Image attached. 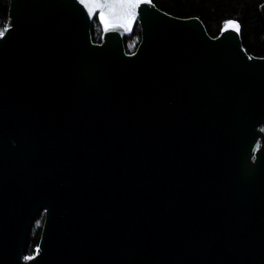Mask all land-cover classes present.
<instances>
[{"label":"water","instance_id":"95a60500","mask_svg":"<svg viewBox=\"0 0 264 264\" xmlns=\"http://www.w3.org/2000/svg\"><path fill=\"white\" fill-rule=\"evenodd\" d=\"M89 7L9 0L0 264H264V56L235 19L211 36L152 1L106 31Z\"/></svg>","mask_w":264,"mask_h":264},{"label":"trees","instance_id":"16d2710c","mask_svg":"<svg viewBox=\"0 0 264 264\" xmlns=\"http://www.w3.org/2000/svg\"><path fill=\"white\" fill-rule=\"evenodd\" d=\"M161 10L175 17H198L211 36L219 33L221 26L228 19L238 20L241 29L242 44L249 54L264 56V19L259 12L262 0H152ZM9 0H0V30H3L7 19ZM101 29L94 19L91 26L92 40L100 41ZM140 39V29L136 24L130 34L123 38L124 48L133 52ZM43 212H40L31 223L25 237L23 254L26 257L34 254L41 226Z\"/></svg>","mask_w":264,"mask_h":264},{"label":"snow or ice","instance_id":"6c2138e0","mask_svg":"<svg viewBox=\"0 0 264 264\" xmlns=\"http://www.w3.org/2000/svg\"><path fill=\"white\" fill-rule=\"evenodd\" d=\"M79 2L85 6L92 5V7L88 9L90 15L93 14L96 9L101 10L100 20L107 31L110 27V17L116 12L117 8L123 10V14L120 16L119 26L130 28L137 18V9H139L142 4H151L152 0H79ZM105 8L108 9L107 13L104 11ZM227 24L237 32L241 29L238 20H230ZM8 30V26H5L3 30H0V36ZM25 259H32V257H25Z\"/></svg>","mask_w":264,"mask_h":264},{"label":"rangeland","instance_id":"374dc122","mask_svg":"<svg viewBox=\"0 0 264 264\" xmlns=\"http://www.w3.org/2000/svg\"><path fill=\"white\" fill-rule=\"evenodd\" d=\"M5 24H6V23H4V27H5Z\"/></svg>","mask_w":264,"mask_h":264},{"label":"built area","instance_id":"2783aa9c","mask_svg":"<svg viewBox=\"0 0 264 264\" xmlns=\"http://www.w3.org/2000/svg\"><path fill=\"white\" fill-rule=\"evenodd\" d=\"M4 28H5V27H4ZM4 28H3V29H4Z\"/></svg>","mask_w":264,"mask_h":264}]
</instances>
